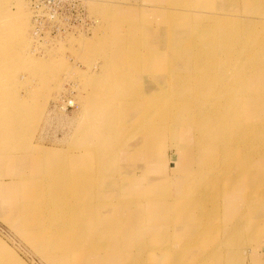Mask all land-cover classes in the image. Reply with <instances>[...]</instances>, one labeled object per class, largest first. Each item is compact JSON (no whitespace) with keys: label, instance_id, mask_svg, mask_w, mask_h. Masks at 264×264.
I'll list each match as a JSON object with an SVG mask.
<instances>
[{"label":"rangeland","instance_id":"obj_1","mask_svg":"<svg viewBox=\"0 0 264 264\" xmlns=\"http://www.w3.org/2000/svg\"><path fill=\"white\" fill-rule=\"evenodd\" d=\"M236 4L239 5V1L85 0L88 14L94 21V25L88 34H68L64 38L62 37L54 41V44L34 47L32 39L33 11L30 1L0 0V243L10 247V251L15 253L24 264H50L47 259L38 256L39 254L34 251L35 249L33 250L34 247L28 244L29 238H25L26 236L23 237L14 225L21 218L22 212L20 211L21 204L25 200L24 197L31 196L35 190L43 186L45 187L47 183L45 179L47 159L43 155L37 156L34 153L28 152L30 147H34L33 149L37 151L45 149L56 154L69 153L68 161L70 163H68V167L70 168L72 176L76 172V167L74 166L76 164L78 168V173L76 172L77 177L79 173L80 175L89 174L88 176L91 174L97 175L92 178V181L95 183L93 188L84 189V192L90 190L92 194L87 196V201L83 202L81 206L91 208L97 203L96 205L99 209L97 208L95 213L105 215V220L110 219L109 221L111 222H118L121 217L128 216L124 212L119 214L120 210L114 205L118 204L117 199L120 203L124 197L121 196L122 189L120 185H116L115 180L112 178L113 168L115 165L116 167L122 168L124 166L123 163L126 164V168H131V170L134 165H144L146 163L144 158H142L144 152L140 149H142L145 142L147 145L149 144V140H146L145 136L148 138L152 134L153 137H156L157 140L155 141L157 144L154 143L148 147H157L160 144V147L164 148L169 167L174 165L177 168L182 167L185 156L181 153V155L178 154L179 151L177 152L173 146L174 142L179 141L182 145H186L185 149L192 147L195 139L192 138L191 128L183 125L181 133L177 134L175 138H172V128L169 127L171 125L170 118L168 120L167 118L164 119L163 115L158 110H155V108H149L140 113H137L140 108L136 107L132 109L134 107L133 104L137 101V96H135V99L132 98L136 88L129 89L127 85L130 82V85L133 84V88L140 86L138 88L141 89V84L136 82L144 77L151 79V83H155L157 80L169 79L168 74L170 72L168 70L161 75L155 74V72L153 73L154 68L155 70L157 68L159 69V66L165 64V62L163 64L160 63L161 61L156 58L153 46L163 44L162 41L157 45L154 44V42L156 43L158 41V39H155V34L160 37L169 26L170 20L168 18L170 17H177L178 22L181 20V23H178L179 25L176 23V26L169 30L177 33L178 30L185 32L187 29L189 32H186L187 36L185 37H189L191 40L195 39L196 42L202 37H205L208 32L213 33L217 29H223L231 23H235L238 15L243 14L245 18L250 20L263 19L261 17H264V10L263 15H259V13H255L253 10L255 8L264 9V0H249L243 2L240 4L241 7L239 9L234 8ZM184 19L188 20V22H194V25L192 24L191 28H183L182 22ZM251 29L264 33V25H256ZM190 30L197 31V33H190ZM125 40L128 41L127 47ZM196 42L194 41V43ZM136 43L138 45L139 43L141 44L140 50L138 57H132V50ZM175 62L176 60H171L168 64H174ZM195 66L184 65L182 67L186 68H174L180 73L178 75L183 74L184 77H187L189 76L188 71H194ZM116 80L122 85H119ZM179 81H177V86L181 83ZM171 85L172 82H170ZM94 87L95 90L93 92L92 88ZM145 91L147 90L145 89ZM92 92L96 98L102 101L104 100L103 102L107 100L106 105L102 108L94 107L93 103L95 101H91ZM238 93L242 94V91H238L235 94L237 95ZM144 94L146 95L147 92H144ZM17 99L19 103L16 101ZM164 101V97L156 100L157 104L158 102L161 104ZM15 103L20 104V108H17L19 112L14 109L18 112L16 114L13 110L14 107H17ZM10 105L11 107H9ZM154 106L156 105L152 107ZM7 108L14 111V113L12 114ZM155 111H157V114ZM246 111L248 112V107ZM20 112L22 113L21 115ZM144 112L145 114H143ZM255 114H253V119L256 118L259 123L264 124V111H260L259 109ZM143 115L150 118L148 121L149 124L146 125L144 123L140 127L136 125V127L130 126L131 129L123 134L119 131L123 125H130L133 118H138ZM17 121L19 122L17 123ZM86 127L90 128L89 131ZM150 130L152 133H150ZM81 131H86V134ZM131 131H133L135 136L129 141L123 140L125 138L123 137L124 135H128L129 133V135H133ZM77 133L78 137H76ZM14 134L15 136H13ZM85 135H89L88 138ZM81 138H86V140ZM91 138L92 140H90ZM83 141H86L85 144ZM94 141H98V143L96 144ZM152 141L151 143H153ZM3 142L5 143L3 144ZM88 142L91 144L94 143L93 146ZM102 142L104 145H108L109 142V147H106L107 145L103 146L101 144ZM18 143L19 145H23L18 146ZM88 145L89 147L92 146L90 148L94 147L93 149L97 151L93 155V158L98 159L96 163L102 167L100 173L99 171L92 170L95 162L90 161V159L82 155L83 152L89 154L88 150L90 148L87 149ZM1 146L4 150H2L3 148ZM5 146H8L7 149ZM14 147L16 148L14 149ZM102 148L107 149L104 151ZM26 149L27 152L24 151ZM132 149L136 151H131ZM235 151L237 149L232 152L234 153ZM257 152L264 154V142H259L258 146H253L252 149L247 147V154L245 156L240 155V153L238 155L235 153L234 156L238 158L237 160L239 162L242 159H246L245 157L250 158L254 156L255 159L246 165V167L244 162L239 165V162H236L234 167L242 169V172L240 171L238 174H234L236 176L250 174L251 171L253 172V163H261L257 165V171H261L262 173H260V177H257L253 183L251 181L249 188L257 192L261 190L264 193V157L254 155ZM137 155L139 156L137 161L129 163ZM111 156H115L114 160H110ZM173 163L175 164L173 165ZM184 165L186 168L189 167L188 163H184ZM108 167L111 168L110 171ZM238 168L237 170H239ZM243 169L246 172L244 171L243 173ZM92 172H96L97 174ZM134 172L141 173L140 169L137 168L134 169ZM144 182L147 185L146 188L149 190V179H146ZM147 189L138 195V197L142 196L141 201H144L145 197L148 199L151 195V191L149 190V192ZM76 191L81 192L80 190ZM135 195L136 193L128 197H137ZM244 197L242 196V198ZM51 199L52 195H45V200L48 201V204L52 203L50 201ZM46 201L36 204V207L32 206V210L22 214L24 215L22 221L28 224L26 227L29 231L32 230V224L35 225V223H38L37 215L40 212H45V215H49ZM255 205L254 202L249 201L245 206L235 210L233 215L234 227L230 225L226 227L225 225H220V221L212 220L208 223L203 222L202 226L195 230V236L198 234L200 238L197 239L200 248L214 250L212 251V256L214 257L211 258L213 262L218 264H239L237 260L240 258L241 253L244 254V250L247 248L246 245L252 247L251 245L259 244L255 242L262 236V246L264 247V208L257 210L254 208ZM101 206L106 207L101 208ZM42 207L44 208L40 210ZM133 207L139 208V206L128 205L121 207V209L128 212ZM147 211L142 210V213H148ZM90 212V210L87 211V217L89 216V218L86 217V222L88 224L91 220ZM72 217H74V214H72ZM129 217V224L134 221L135 223L137 222L133 217ZM5 218L7 220H4ZM93 219L96 220H94L95 226L103 222V219L98 221L97 217ZM160 220L164 221L163 219ZM258 221H261V224H263L257 227L258 235L255 236V240L251 243L252 239L248 238V236L245 237L244 230L250 223L256 226L255 222ZM87 223L85 225H88ZM159 226L160 223L155 220L149 222V227L159 228ZM129 227L132 228V226ZM89 228L90 226L88 225L86 233L84 234L86 240L92 238L89 233ZM165 228H168V226L165 225ZM212 229L215 231L213 230V232ZM220 229H224L227 236H218L217 233ZM235 232L237 234L242 232V235H235ZM144 233V230H142L139 236H136L130 243L124 244V250L119 247L115 249L110 247L103 248L96 241L94 247L88 246V250L85 248L84 256L83 254L79 255L82 252L78 256H83L84 261L87 259V264H122L125 252H129L133 256H136L135 260L137 262L135 264H188L200 255L201 251L198 249V242L194 243V241H191V244L189 243L190 247L184 245L183 249H186V251L177 248L175 250L172 249L173 251H170L168 254H163L155 250L158 246L157 244L147 252L145 249L151 243L137 239V237H144ZM211 234L213 235L211 236ZM171 239L172 237H170ZM188 240L191 239L186 238V241ZM137 243L138 249L135 251L130 245ZM180 244L181 242L176 247H179ZM142 245H146L145 249L140 248ZM89 251H92L90 255H94L92 258L91 256L87 258ZM95 254H97L96 257ZM65 263L68 264V261H58V264Z\"/></svg>","mask_w":264,"mask_h":264},{"label":"bare ground","instance_id":"obj_2","mask_svg":"<svg viewBox=\"0 0 264 264\" xmlns=\"http://www.w3.org/2000/svg\"><path fill=\"white\" fill-rule=\"evenodd\" d=\"M237 1H239V5L236 4L234 8L239 9L241 3L249 0ZM31 9H33L32 6ZM263 10L264 9L255 8L253 11L259 13V15H263ZM261 18L263 19L250 20L245 18L243 14L238 15L235 23H231L226 28L217 29L213 33L208 32L205 37H202L196 42L195 39L191 40L189 37H185L187 36L186 32H189L187 29L185 32L178 30L177 33L173 30H169L174 28L176 23L177 25H179L178 23H181V20L178 22L177 17H170L168 18L170 20L169 26L160 35L161 38L155 34V39H158V41H156V43L154 42V44L157 45L158 43H161V41L163 42V44L153 46L156 53L155 56L161 61L160 63L163 64V62H165V64L159 66V69L157 68L156 70L153 67V73L155 72V74L157 73L161 75L168 70L170 73L166 74H168L169 79L161 81L157 80L155 83H151V79L144 77L136 82L141 84L142 90L138 88L140 86L133 88V84L130 85L129 82L127 85L129 89L136 88L133 92L134 96L132 98L135 99V96H137V101L133 104L134 107L132 109L138 107L140 109H138L139 111L137 113H140L149 108H155V110H158L163 115L164 119L167 118L168 120V118H170L171 125L169 127L172 128V138H175L177 134H180L182 126L186 125L187 128H191L192 138L195 139V142H193L192 147L186 149V145H182L178 140V142H174L173 147L176 148L177 152L179 151L178 154L181 153L185 156L181 168H177L174 165L175 163H173L174 167L170 169L167 164L168 161L164 148L160 147V144H158L157 147H148L154 143L157 144L155 141L157 139L156 137H153L152 134L148 136V138L145 136L146 140H149V144L147 145L145 142L142 149H140L144 152L142 157L146 162L144 165H134L132 170L131 168H126L127 166L124 163L122 168L116 167V165L114 166L112 178L115 180L114 182L116 185H120L122 189L121 196L124 198L121 199L122 201H120V203L117 199L118 204H113L117 207H126L128 205L139 206L143 211L148 210V213L141 212V214H137L138 217L136 223L134 221L129 224V215L127 217H121L118 222H111L109 221V218V220H105V215L95 213L98 208L96 205L97 203L95 202V205L91 208L81 206L83 202L87 201V196L92 194L90 190V192H84V189L93 188L95 183L92 181V178L97 175H92L90 173L91 175L88 176L89 174L80 175L79 173V176L77 177L76 172L78 173V168L76 164L74 165L76 167V172L72 176L70 168L68 167V163H70L68 161L69 153L56 154L55 152L45 149L37 151L33 149L34 147H30V150L27 148L29 150L28 152L34 153V155H43L46 157L47 170L45 179L47 183L45 187L43 186L35 190L34 194L31 196L24 197L25 200L21 204L20 212L25 214L29 210H32V206L36 207V204H40L41 202L44 203L46 201V194L52 195V199L50 200L52 203L48 204V201H46V205L48 204L49 215H45V212L41 213L39 211L42 215L40 213L37 215L38 223H35V225L32 224L31 231L26 227L28 226L26 222V225L23 226L25 223L22 221L24 218V215L22 214L19 221L15 222L14 225L18 228V232L23 237L26 236L25 238H29L28 244H30L31 247H34L33 250L35 249L34 251L39 254V257L47 259L50 264H58V261H68V264H87L88 260L86 259L84 261L83 257L84 250L85 248L88 250V246L94 247L96 241L103 248L110 247L115 249L118 247L112 245L114 241L120 240L123 241L124 244L130 243L136 236H139L142 233V230H144V235H147L150 232L148 243L150 242L151 245L147 246L145 249L147 252L157 244L158 246L155 250L163 254H168L170 251L177 248L186 251V249H183L184 245L190 247L189 243L191 244V241H194V243L198 242V249H200L201 252L200 255L196 257V263L195 260H193L188 264H218L211 259L214 257L212 256V251L214 250L200 248L199 241H197V239L200 238L198 234L195 236V230L198 227H201L203 222L208 223L212 220L220 221L219 224L225 225L226 227L229 225L234 227L235 222L233 221V215L235 210L239 207L245 206L249 201L256 204L254 208L257 210L264 208V193L261 192V190L257 192L249 188L251 181L253 183L257 177H260V173H262L261 171H257V165H260L261 163H253V172L251 171L250 174L243 175L244 177L236 176L234 174H238L240 171L242 172V169L234 167L235 163L239 162L237 160L238 158H235L234 156L235 153H237V155L240 153V155L245 156L248 153H246L247 147L252 149L253 146H258L259 142H264V124L261 122L260 124L256 118L253 119V114L256 115L255 112H258L259 109L260 111H264V33L251 29L256 25H264V17L262 16ZM182 23L183 28H191L194 22H188V20L184 19ZM190 33H197V31L190 30ZM194 41L196 43H194ZM127 42L128 41L125 40L126 47ZM140 45V43L139 45L137 43L135 44L132 50V57H138ZM171 60H176V62L174 64H168ZM184 65H196L194 71H188L189 76L187 77H184L183 74L178 75L180 73L174 68H186L182 67ZM178 80H180L179 82L182 84L180 83L181 85L179 84L177 86ZM117 81L118 80H116V82ZM170 82H172L171 86ZM119 85L122 84L119 83ZM144 88L147 91H145ZM92 89L94 92L95 87ZM119 90L121 91V89ZM238 91H242V94L238 93L239 95H236L235 93ZM93 92L91 95V101H95L93 106L102 108L106 105V102L108 101L105 100V102H103L104 100L102 101L99 98H96ZM144 92H147V94L145 95ZM119 95L121 94L119 93ZM161 97H164L165 101L159 104V102L163 100L162 99L157 104L156 100ZM16 101H18V99ZM18 103H15L17 104V107H14L13 110L16 109L17 111L20 108V104ZM153 105L156 106L152 107ZM9 107H11V105ZM247 107L248 112L246 111ZM7 109L10 110L9 108ZM14 111H11L12 114ZM16 111L15 114L19 112V110L18 112ZM155 113L157 114V111H155ZM21 114L22 113L20 112V115ZM143 114H145V112ZM146 115L148 114L146 113ZM13 116L14 115H12V117ZM143 116L133 118L130 125H123L119 131L123 134L124 132H128L132 126L140 127L141 125H144V123L146 125L149 124L148 121L150 118L147 116L142 118ZM156 120L158 119L156 118ZM19 121H17V123ZM87 129L89 131L90 128L88 127ZM178 130L180 131L178 132ZM86 131L82 133L86 134ZM131 132L133 133V131ZM78 133L76 134V137H78ZM150 133H152L151 130ZM129 134L124 135L123 137L125 138H123V140L129 141L135 136L134 133L133 135ZM13 136H15V134ZM88 136L89 135H85L87 138ZM2 138L4 137L2 136ZM92 138L90 140H92ZM81 139L86 140V138ZM151 141L153 143H151ZM4 143L5 142H3V144ZM95 143L97 144L98 141ZM3 144L2 146H4ZM89 144L93 146L94 143ZM101 144H103V142ZM17 145L21 146L23 144L19 145L18 143ZM105 145L103 144V146ZM5 147L7 149L8 146ZM90 147L88 145L87 149ZM106 147H109V142ZM15 148L16 147H14V149ZM93 148L88 150L89 154L86 153V155L83 152L82 155L90 159V161H94L95 166H93L92 170L99 171L100 173L102 167L96 163L98 162V159L93 158V155L97 152ZM27 149L24 151L27 152ZM105 149L103 150L105 151ZM135 149H132L131 151ZM235 149H237V151L233 153L232 151ZM2 150H4V148ZM113 154L115 155V153ZM116 154L118 155L117 152ZM117 155L116 158L118 157ZM254 155L264 157L262 152H257ZM114 157L111 156L110 160H114ZM138 157V155L133 157L129 163L137 161ZM245 158L246 159L240 160L238 165L240 163L243 164L242 162H244L246 167V165L255 159L254 156ZM184 163H188L189 167L186 168ZM107 165L105 166L107 167ZM183 167H185V169H183ZM108 168L110 171L111 168ZM136 168L140 169V174L134 172V169ZM237 168L239 170H237ZM244 171L246 172L245 169H243V173ZM92 173L97 174L96 172ZM146 179H149L148 186L150 187L149 190L151 192L146 188L147 185L144 182ZM145 189H147L151 195L148 199L145 197V200L141 201L142 196L138 197V195L142 194L143 191L145 192ZM76 190H80L81 192H77ZM135 193L137 197H128ZM229 196H231V198H229ZM242 196L245 197L242 198ZM105 207L106 206H101V208ZM43 208L44 207L40 208V210ZM88 210L91 211V220L89 221V224L86 222V219L89 218V216L87 217ZM72 214H74V217H72ZM94 217H97L98 221L103 219V222H100L95 226ZM131 217H133V215H131ZM160 219H163L164 221ZM4 220L7 219L5 218ZM151 220L160 223L159 228L149 227V222ZM86 223L90 226L89 233L92 236L90 240H86L84 237L88 227V225H85ZM146 223H148V226L145 225ZM255 224L256 226L250 223V225L246 227L244 230L245 237L248 236L250 239H255V236L258 235L256 229L263 223L261 224V221H258L255 222ZM165 225H167L168 228H165ZM129 226H132V228ZM206 226L211 227L209 225ZM213 230L214 229H212V231ZM217 234L218 236L221 235V237L226 235L224 229H220ZM212 235L213 234H211V236ZM235 235L241 236L242 232L238 234L235 232ZM170 237H172L171 240ZM186 238L191 240L186 241ZM183 239H185V241H183ZM180 242V246L176 247ZM123 247L124 246H121L119 248L124 250ZM91 253L92 251H89L87 258L90 256L92 258L94 256L90 255ZM78 254H83V256L79 257ZM97 254H95V257ZM135 258L136 256H133L129 252H125L122 264H135L137 262ZM0 264L24 263L15 253L10 251V247L0 243Z\"/></svg>","mask_w":264,"mask_h":264},{"label":"built area","instance_id":"obj_3","mask_svg":"<svg viewBox=\"0 0 264 264\" xmlns=\"http://www.w3.org/2000/svg\"><path fill=\"white\" fill-rule=\"evenodd\" d=\"M29 1L33 8L34 47L54 44V41L68 34H88L94 25L85 0Z\"/></svg>","mask_w":264,"mask_h":264},{"label":"crops","instance_id":"obj_4","mask_svg":"<svg viewBox=\"0 0 264 264\" xmlns=\"http://www.w3.org/2000/svg\"><path fill=\"white\" fill-rule=\"evenodd\" d=\"M172 167H174V166H171L170 169H172ZM117 209L120 210L119 214H121V212H124L125 214H127L129 216L132 215V211L134 210L133 219H137V217H138L136 212H138L140 214L142 212L141 208H136V207H133L132 210L129 209L128 212H126L125 210L121 209V206L118 207ZM145 225L148 226V223H146ZM137 239L138 240H147L148 241L150 239V235L147 234L144 237H140V238L137 237ZM254 240L255 239H252L251 243H253ZM262 241H263V236L261 238H258V241L255 242V243H259V244L251 245L252 247H248L249 245H246L247 248L244 250V254L241 253L240 258H238V260L236 259L237 262L239 264H264V247L262 246ZM112 245L113 246L115 245V247H121V246H124V242L120 241V240H116V241L113 242ZM137 246H138V243L130 245V247L133 250H135V251H137V249H138ZM140 248L141 249H145V245H142ZM196 262H197V260L195 259V263Z\"/></svg>","mask_w":264,"mask_h":264}]
</instances>
